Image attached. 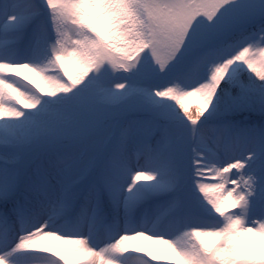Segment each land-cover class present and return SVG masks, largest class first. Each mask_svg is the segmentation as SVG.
Listing matches in <instances>:
<instances>
[{
    "label": "snow or ice",
    "instance_id": "6c2138e0",
    "mask_svg": "<svg viewBox=\"0 0 264 264\" xmlns=\"http://www.w3.org/2000/svg\"><path fill=\"white\" fill-rule=\"evenodd\" d=\"M0 264H264V0H0Z\"/></svg>",
    "mask_w": 264,
    "mask_h": 264
},
{
    "label": "rangeland",
    "instance_id": "374dc122",
    "mask_svg": "<svg viewBox=\"0 0 264 264\" xmlns=\"http://www.w3.org/2000/svg\"><path fill=\"white\" fill-rule=\"evenodd\" d=\"M159 247H163V246L161 245V246H159Z\"/></svg>",
    "mask_w": 264,
    "mask_h": 264
}]
</instances>
